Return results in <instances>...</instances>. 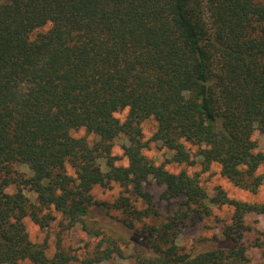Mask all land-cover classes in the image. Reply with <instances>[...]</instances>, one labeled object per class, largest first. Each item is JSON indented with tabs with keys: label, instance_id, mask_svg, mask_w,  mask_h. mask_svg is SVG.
<instances>
[{
	"label": "trees",
	"instance_id": "16d2710c",
	"mask_svg": "<svg viewBox=\"0 0 264 264\" xmlns=\"http://www.w3.org/2000/svg\"><path fill=\"white\" fill-rule=\"evenodd\" d=\"M123 110L124 121L116 117ZM148 119L157 130L145 140ZM80 129L99 140L74 137ZM256 132L264 134L263 0H0V264L77 261L60 243L50 258L46 244L30 239L27 218L47 228L56 214L67 229L100 237L83 264L124 257L120 242L132 246L134 264H248L246 218H264V201L232 199L221 186L209 196L200 174L167 165L199 160L207 173L217 164L255 195L264 185ZM120 136L129 142L127 166L112 156ZM150 142L172 158L152 163L143 154ZM152 180L165 187L162 200L184 199L185 210L160 224L145 190ZM111 183L144 206L125 195L112 204L95 200L93 190ZM10 187L16 191L7 193ZM210 205L231 209L222 237L182 252L177 229L192 215L209 216ZM255 246L264 250V242Z\"/></svg>",
	"mask_w": 264,
	"mask_h": 264
},
{
	"label": "rangeland",
	"instance_id": "374dc122",
	"mask_svg": "<svg viewBox=\"0 0 264 264\" xmlns=\"http://www.w3.org/2000/svg\"><path fill=\"white\" fill-rule=\"evenodd\" d=\"M264 1V0H263ZM128 110L120 111L116 114V117L124 121L128 115ZM142 130L145 140H150L157 130V123L154 119H148L143 121ZM76 138H86L90 144L96 143L99 139L95 135L87 134L85 129H80L72 132ZM254 140L257 143V152L264 153V134L256 132L254 134ZM129 142L124 136H120L113 141L112 156L116 157L114 164L116 166H127L128 161L124 156L123 146L128 145ZM193 156L197 152L196 147L187 145ZM143 154L155 165H161L166 160H170L173 154L168 151L161 144L150 142L149 146L143 150ZM99 163L104 172H108L109 161L107 158H101ZM187 169L191 175L200 174V180L202 186L207 190L209 196L214 195V190L217 186H221L228 196L232 199L242 200L250 203H261L264 201V185L260 187L257 194H252L247 190L236 187L228 179L224 178L220 173V166L217 164L212 165L211 169L207 173H202V167L197 160L196 165H178L175 163L168 164L167 169L170 172L178 173L182 169ZM14 169L20 173L31 176V170L22 164H15ZM70 174H74L72 168L68 166ZM264 172V165L259 170V173ZM145 190L154 196V203L156 208L160 210L162 217L157 221L158 224L164 222L167 217L174 215L179 210H185L183 206L184 199L172 200L167 202L162 200L161 194L164 192L165 187L159 186L154 180L145 185ZM15 187H10L6 190L7 193H14ZM26 195L30 197L33 203H36V197L31 192H26ZM95 200L98 202H106L112 204L121 195L131 196L130 193H126L125 189L118 183H111L109 187H96L93 190ZM131 202L138 207H143V202L137 200L134 196H131ZM210 215L204 218H196L192 215L184 224L177 229V244L182 252H189L193 249L194 243L200 240H210L213 237H222V231L224 227L230 222L231 209L227 206H214L210 205ZM97 210L93 212V217L96 219ZM110 216L114 218H123L122 212L116 210H110ZM101 220V217H99ZM63 216L56 214V220L51 222L47 228H41L34 223L30 218L25 220L27 231L29 233L32 242L37 244H46L47 255L52 258L56 252L57 244L60 243L66 251H72V254L78 256L77 261H73L71 264H83L82 260L94 253L98 244L101 242L100 237L96 238L86 233L81 226H76L71 229L66 228V221L62 223ZM151 222L150 219L146 220V223ZM155 222V221H153ZM246 223L249 230L246 232L245 241L248 247V256L250 262L248 264H263V249L256 247L257 242H264V218L258 215H249L246 218ZM139 227L140 223H137ZM104 230V229H103ZM108 232V231H107ZM118 236L108 232L107 237ZM124 248V257L114 256L111 260L103 262L101 264H134V260L131 258L132 246L122 244ZM126 245V246H125Z\"/></svg>",
	"mask_w": 264,
	"mask_h": 264
}]
</instances>
